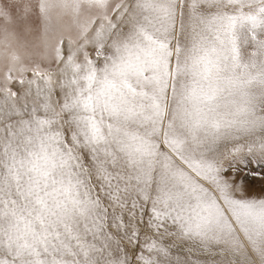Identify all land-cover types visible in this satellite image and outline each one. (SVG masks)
<instances>
[{
  "label": "snow or ice",
  "instance_id": "6c2138e0",
  "mask_svg": "<svg viewBox=\"0 0 264 264\" xmlns=\"http://www.w3.org/2000/svg\"><path fill=\"white\" fill-rule=\"evenodd\" d=\"M0 264H264V0H0Z\"/></svg>",
  "mask_w": 264,
  "mask_h": 264
}]
</instances>
